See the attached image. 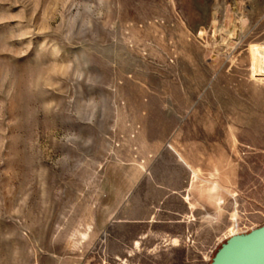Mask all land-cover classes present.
<instances>
[{"label":"rangeland","instance_id":"obj_1","mask_svg":"<svg viewBox=\"0 0 264 264\" xmlns=\"http://www.w3.org/2000/svg\"><path fill=\"white\" fill-rule=\"evenodd\" d=\"M261 226L264 0H0V264H210Z\"/></svg>","mask_w":264,"mask_h":264},{"label":"water","instance_id":"obj_2","mask_svg":"<svg viewBox=\"0 0 264 264\" xmlns=\"http://www.w3.org/2000/svg\"><path fill=\"white\" fill-rule=\"evenodd\" d=\"M210 264H264V226L228 238Z\"/></svg>","mask_w":264,"mask_h":264},{"label":"built area","instance_id":"obj_3","mask_svg":"<svg viewBox=\"0 0 264 264\" xmlns=\"http://www.w3.org/2000/svg\"><path fill=\"white\" fill-rule=\"evenodd\" d=\"M246 232H237L235 231L231 236L238 235V234H245Z\"/></svg>","mask_w":264,"mask_h":264},{"label":"crops","instance_id":"obj_4","mask_svg":"<svg viewBox=\"0 0 264 264\" xmlns=\"http://www.w3.org/2000/svg\"><path fill=\"white\" fill-rule=\"evenodd\" d=\"M183 199V198H182ZM184 201V200H183Z\"/></svg>","mask_w":264,"mask_h":264},{"label":"bare ground","instance_id":"obj_5","mask_svg":"<svg viewBox=\"0 0 264 264\" xmlns=\"http://www.w3.org/2000/svg\"><path fill=\"white\" fill-rule=\"evenodd\" d=\"M231 237V236H230Z\"/></svg>","mask_w":264,"mask_h":264}]
</instances>
